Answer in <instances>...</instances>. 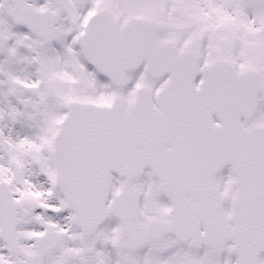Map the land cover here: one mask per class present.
<instances>
[{
  "label": "snow or ice",
  "instance_id": "6c2138e0",
  "mask_svg": "<svg viewBox=\"0 0 264 264\" xmlns=\"http://www.w3.org/2000/svg\"><path fill=\"white\" fill-rule=\"evenodd\" d=\"M0 264H264V0H0Z\"/></svg>",
  "mask_w": 264,
  "mask_h": 264
}]
</instances>
